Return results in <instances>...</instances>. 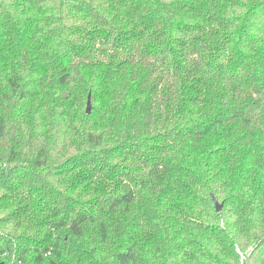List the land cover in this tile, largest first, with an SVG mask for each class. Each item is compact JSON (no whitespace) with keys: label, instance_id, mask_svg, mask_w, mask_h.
<instances>
[{"label":"trees","instance_id":"trees-1","mask_svg":"<svg viewBox=\"0 0 264 264\" xmlns=\"http://www.w3.org/2000/svg\"><path fill=\"white\" fill-rule=\"evenodd\" d=\"M0 264H264V0H0Z\"/></svg>","mask_w":264,"mask_h":264},{"label":"water","instance_id":"water-1","mask_svg":"<svg viewBox=\"0 0 264 264\" xmlns=\"http://www.w3.org/2000/svg\"><path fill=\"white\" fill-rule=\"evenodd\" d=\"M90 111H91V104H90V101L88 100L87 107H86V113L89 114ZM210 198H211V201L215 207L216 212L217 213L220 212L222 210V207H223L222 204L218 203V201L213 196H211Z\"/></svg>","mask_w":264,"mask_h":264}]
</instances>
